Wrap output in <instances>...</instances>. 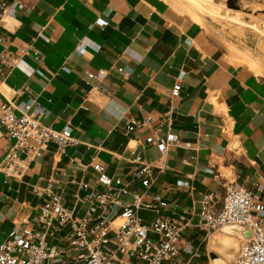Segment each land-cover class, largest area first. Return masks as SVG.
Wrapping results in <instances>:
<instances>
[{"label": "crops", "instance_id": "obj_1", "mask_svg": "<svg viewBox=\"0 0 264 264\" xmlns=\"http://www.w3.org/2000/svg\"><path fill=\"white\" fill-rule=\"evenodd\" d=\"M17 1L23 7L0 23L7 57L0 60V103L17 108L35 99L40 124L70 127L76 142L61 151L48 142L20 175L0 173V243L16 224L36 227L46 198L40 189L48 185L82 216L87 203L78 186L97 185L95 163L141 192L132 173L136 155L153 166L150 192L168 200L169 215L185 209L199 222L209 192L219 211L229 180L264 199V74L234 62L203 26L160 0ZM99 71L106 75L88 76ZM147 116L154 117L150 127L124 131ZM152 131L169 140L164 155L145 142ZM2 132L0 163L13 142ZM67 232L65 226L51 240L64 254ZM202 235L188 225L183 242L203 250Z\"/></svg>", "mask_w": 264, "mask_h": 264}, {"label": "built area", "instance_id": "obj_2", "mask_svg": "<svg viewBox=\"0 0 264 264\" xmlns=\"http://www.w3.org/2000/svg\"><path fill=\"white\" fill-rule=\"evenodd\" d=\"M22 7L17 0H0V23H5V17H12ZM5 58L6 55L0 53V60ZM10 62L14 65L17 58H11ZM117 71L129 74L123 68ZM105 75V71L95 75L88 73L90 78ZM179 89L180 84L176 83L172 92L177 93ZM41 113L35 99L17 108L0 103L2 135L13 140L6 146L0 173L20 175L27 161L43 155V146L48 142L54 143L60 151L76 142L70 127L55 130L40 124L37 116ZM153 121L152 116L132 120L124 131L129 134L150 127ZM145 142L154 144L161 155L170 144L155 131ZM132 161L135 164L133 176L143 190L129 191L121 178L109 175L103 165L95 163L92 168L97 185L79 183L78 186L87 203L80 217L73 215V209L68 208L61 195L53 192L49 185L40 189L46 198L33 218L36 227L27 229L25 222L12 227L8 237L0 243V264H190L201 253L191 243L183 242V229L188 225H195L206 233L228 227L240 241L231 264H264L263 198L235 180H229L219 211L215 209L213 193L209 192L200 201L199 222L192 221L185 209L169 215L168 200L150 192L157 180L151 163L144 162L138 155ZM158 168L160 172L162 167ZM257 188L262 187L258 184ZM127 196H130L129 201L125 200ZM65 226H68L66 254L51 244Z\"/></svg>", "mask_w": 264, "mask_h": 264}, {"label": "rangeland", "instance_id": "obj_3", "mask_svg": "<svg viewBox=\"0 0 264 264\" xmlns=\"http://www.w3.org/2000/svg\"><path fill=\"white\" fill-rule=\"evenodd\" d=\"M160 2L170 5L177 11H181L173 0H160ZM214 4L210 7L216 11L221 6L228 9L223 13L217 12L213 16L204 12L201 17V25L211 35H213L230 54V48L233 46L239 49L246 58L252 57L256 60V68L260 69L258 74H264V0H231L237 8L232 9L227 5V0H213ZM230 9V10H229ZM182 12V11H181ZM231 56V55H230ZM238 64H245L239 59H234ZM228 227L216 229L202 235L203 253L206 258H193L190 264H213L214 258L222 260V264H231L232 259L240 245L234 233L228 230ZM228 232V233H226ZM219 234V235H218ZM217 235V236H216ZM221 238L228 236L232 238L236 245L221 249L219 245L215 248L209 246V240L213 237Z\"/></svg>", "mask_w": 264, "mask_h": 264}, {"label": "bare ground", "instance_id": "obj_4", "mask_svg": "<svg viewBox=\"0 0 264 264\" xmlns=\"http://www.w3.org/2000/svg\"><path fill=\"white\" fill-rule=\"evenodd\" d=\"M175 2L177 7L181 8L180 13L185 14V16H188L194 23L201 25V15L206 12L207 14L214 15L217 12L219 13H224L228 9L225 6H221L218 10L216 9L213 10L210 5L212 6L214 4L213 0H173ZM230 10V9H229ZM8 17H5V21H8ZM230 55L234 59H239L248 67L253 69L255 72H259L260 69L256 68V60L252 57L246 58L244 55H242L241 51L237 49L236 47L230 48ZM228 233V232H226ZM219 235V234H218ZM217 236V235H216ZM209 244L211 248H215L217 245L220 246L221 249H224L226 247H230L233 245H236L232 238L228 236H223L221 238H217L213 236L209 240ZM214 263L213 264H222V260L219 258H214Z\"/></svg>", "mask_w": 264, "mask_h": 264}, {"label": "trees", "instance_id": "obj_5", "mask_svg": "<svg viewBox=\"0 0 264 264\" xmlns=\"http://www.w3.org/2000/svg\"><path fill=\"white\" fill-rule=\"evenodd\" d=\"M227 5H228L229 8H232V9H236V8H237L233 3H231V0H227ZM200 258H203L204 261H205V259H206V258L204 257V255H201L199 258H196V259H200Z\"/></svg>", "mask_w": 264, "mask_h": 264}]
</instances>
